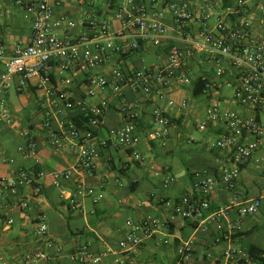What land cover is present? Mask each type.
I'll return each instance as SVG.
<instances>
[{
    "label": "built area",
    "instance_id": "1",
    "mask_svg": "<svg viewBox=\"0 0 264 264\" xmlns=\"http://www.w3.org/2000/svg\"><path fill=\"white\" fill-rule=\"evenodd\" d=\"M74 1L87 3V0ZM257 1L260 3L256 7L264 14V0ZM61 2L12 0L13 6L30 22L31 32L25 44L12 49L0 39V123L13 124L7 94L12 90L22 93L36 80L35 86L51 98L58 114L60 137H53L54 145L59 149L68 144L74 154V164L55 173V186L69 184V190L62 189L59 199L76 212L85 198L94 196L95 188L85 179L95 177L101 152L110 145L132 150L134 160L143 162L136 150L142 139L136 123L140 102H164L184 114L191 111L194 105L190 100L184 98L177 102L168 95L182 88L191 90L199 77L195 70H199L200 64L208 65L207 74L201 78L206 80L203 94L209 101L196 126L201 131L219 130L213 147L225 153L227 164H223L218 175L206 170L193 172V192L202 209L207 210L218 185L235 191L242 166L253 160L264 146V30L255 25L253 0H235L228 5L224 0H121L113 17L117 24L92 13L86 14L81 25L63 15L55 17V8ZM166 12L170 13L171 25L164 22ZM79 26L83 32L71 35ZM59 30L67 34L59 35ZM148 48H163L164 60L143 69L119 65L125 57ZM76 88L84 90L82 96H76ZM225 89L228 93L223 94L221 90ZM125 92H132L134 99L128 100ZM227 101L240 109L224 108L223 102ZM111 107L122 115L124 124L110 129L103 138H98L92 130L81 129L67 117V113L79 111L90 116L92 124L101 125L105 111ZM51 115L47 112L45 117L49 119ZM172 120L174 117L162 106H154L152 125L145 136L149 140L167 138ZM50 125L47 120L45 127ZM21 135L26 143L18 151L25 157H36L34 138L27 131ZM261 159L264 161V156ZM42 175L22 169L15 180L3 178L0 196L5 190L15 194L21 185L29 187L32 195L37 196L42 192L38 183ZM174 181L169 176L163 186L166 188ZM262 185L259 196L241 204L234 200L202 224L203 231L209 225L215 226L213 245H227L223 259L216 264L230 260L237 264H257L238 251L232 241L234 234L241 230L239 220L256 214L264 203V178ZM18 205L28 207L26 200L20 199ZM165 205L183 218L200 214L189 195L179 201H167ZM234 212L238 219L224 227L221 220ZM126 225L128 233L119 243L122 251L134 250L153 236L164 244L169 243L162 237L164 224L156 217L127 221ZM47 229L43 224L40 233L45 234ZM195 240L190 238L177 247L175 264H190ZM49 245L61 252L53 242ZM102 256L83 246L71 260L77 264H98ZM207 257L211 259L212 253L208 252ZM23 264H36V258L28 255Z\"/></svg>",
    "mask_w": 264,
    "mask_h": 264
},
{
    "label": "crops",
    "instance_id": "2",
    "mask_svg": "<svg viewBox=\"0 0 264 264\" xmlns=\"http://www.w3.org/2000/svg\"><path fill=\"white\" fill-rule=\"evenodd\" d=\"M234 1L226 0L225 4ZM120 3L121 0H87L86 5H82L74 0H62L55 8V17L63 15L81 25L86 14L96 13L117 24L113 17ZM257 3L260 2L257 0L252 2L253 11L256 13L255 25L264 30V14L256 7ZM16 10L20 12L23 21V29L18 35L13 31ZM164 22L171 25L170 13H165ZM83 30V27L79 26L71 35L77 36ZM30 32V22L23 18L19 8L13 6L12 0H0L2 42L12 49L16 47L13 45L15 41L17 46L25 44ZM58 34L67 33L65 30H59ZM145 56L153 57L154 61L151 63L153 65L164 60L165 51L163 48L143 49L125 57L119 65L138 69L137 61ZM207 66L200 64L199 70H195L196 76L207 74L205 72ZM35 83L36 80H33L22 93L12 90L7 94L13 124L8 126L0 123V180L3 178L15 180L22 169L31 173L39 172L43 174L38 178L42 192L34 196L29 187L21 185L17 187L15 194L5 190L0 196V264H23L28 255L36 258V264H77L71 260V256L83 246L95 254H103L98 264H175L177 247L190 238L196 239L190 264H216V261L223 259L227 245L224 243L213 245L215 226L209 225V229L203 231L202 224L219 208L234 200L241 204L262 193L264 161L261 158L264 156V146L253 160L242 166L236 190L230 191L218 185L210 197L212 203L209 209L204 210L193 192V172L206 170L218 175L223 164H227V158L224 152L215 148L208 151L199 149L203 148V145H208L212 136L217 137L219 133L217 128L201 131L197 128L195 120L194 126L202 133V138H193L186 128V120L199 116L201 120L209 99L205 98L204 94L193 96L191 88L187 96L175 100L180 102L187 98L191 101L194 108L186 114L166 106L164 102H140L136 123L142 139L136 150L141 154L143 162L135 161L131 150L120 149L114 145L102 150L97 161L95 177L85 179L95 188L94 196L85 198L80 210L73 212L66 202L59 199L62 189L69 190V184H63L58 188L54 184V177L55 173L64 171L74 164V154L68 144L64 143L59 149L54 145L53 137H58L60 133L58 114L51 105V98L43 90L38 89ZM82 88H76L77 97L83 95ZM183 89L187 88L171 93ZM221 92L224 94V90ZM125 97L133 100L135 96L132 92H125ZM157 105L162 106L179 122L172 125L167 138L149 140L145 132L151 128L152 110ZM223 106L226 109H240L228 101L223 102ZM47 112L52 114L49 119L45 117ZM67 117L72 118L81 129L92 130L98 138H103L110 129L124 124L122 115L115 107L105 111L101 125L92 124L90 118H86L79 111L67 113ZM47 120L51 122L49 128L45 127ZM23 131H27L36 141V157H25L18 151V147L26 143L25 137L21 135ZM176 156L179 159L175 158ZM179 161L186 167L184 172L181 171ZM169 176L175 181L165 188L163 182ZM185 195L191 196L200 214L183 218L165 205V202L179 201ZM20 199L26 200L27 208L18 205ZM122 215H128V220L134 222L148 216L160 219L164 224L162 237L169 243L164 244L158 237L153 236L145 239L134 250H120L119 243L128 233L126 223H120L119 218ZM237 219L238 215L234 212L229 218L222 219L221 224L225 227L229 221ZM239 221L241 230L234 234L232 245L246 256H249L250 247L255 246L263 251L264 256V203L256 214L241 218ZM43 224L48 227L45 234L40 233ZM50 242L58 246L61 252L58 253L51 247ZM208 252L212 253L211 259L207 257ZM224 264L237 263L230 260Z\"/></svg>",
    "mask_w": 264,
    "mask_h": 264
},
{
    "label": "rangeland",
    "instance_id": "3",
    "mask_svg": "<svg viewBox=\"0 0 264 264\" xmlns=\"http://www.w3.org/2000/svg\"><path fill=\"white\" fill-rule=\"evenodd\" d=\"M17 11V10H16ZM20 12H16V20H15V23H14V26H13V31L16 33V35L20 34V32L22 31L23 29V21L20 17ZM18 39V38H17ZM19 41V39H18ZM13 45H16L17 46V41H15V43H13ZM153 57L152 56H145V57H142L140 58L138 61H137V64H136V67L138 69H143V67H148L151 65V63L153 62ZM187 92H189V90L187 89H183V90H180L178 92H175V93H171L169 94V96L174 99V100H177L178 98H181V97H185L187 96ZM224 93H228V90H224ZM195 120L196 122H199L200 120V116L197 117L196 119H193L192 117L189 119L186 120V128L187 130L189 131V134L193 137V138H202V133L200 131H198L196 128H195ZM217 140V137L216 136H212L210 139H209V144L207 145H203L202 147L203 148H199L201 150H204L205 151L208 149H214L213 145L215 144ZM184 154H186L187 152H183ZM175 158L179 159L178 156H176ZM171 160V159H170ZM178 162V160H176ZM179 163L181 164V171L184 172V169L186 170V167L184 166L183 162L179 161ZM185 167V168H184ZM120 219V223L121 224H125L127 223L126 221L129 219L128 218V215H122ZM128 221H132L134 222V220H128ZM120 224V225H121ZM119 225V224H118ZM127 226V225H126ZM128 229V228H127Z\"/></svg>",
    "mask_w": 264,
    "mask_h": 264
},
{
    "label": "trees",
    "instance_id": "4",
    "mask_svg": "<svg viewBox=\"0 0 264 264\" xmlns=\"http://www.w3.org/2000/svg\"><path fill=\"white\" fill-rule=\"evenodd\" d=\"M226 2V0H224ZM206 86V80L199 77L195 82L193 83L192 87V94L195 97L200 96L203 94ZM86 118H90L88 115H84ZM179 122V120H172V124ZM132 151V150H131ZM249 259L256 262L257 264H264V256L263 251L256 248L255 246H251L249 249Z\"/></svg>",
    "mask_w": 264,
    "mask_h": 264
}]
</instances>
